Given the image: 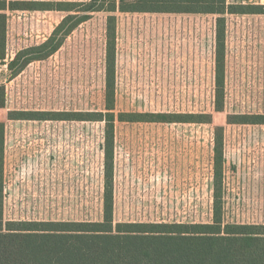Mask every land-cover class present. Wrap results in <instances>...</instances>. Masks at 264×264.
Listing matches in <instances>:
<instances>
[{
    "label": "rangeland",
    "instance_id": "374dc122",
    "mask_svg": "<svg viewBox=\"0 0 264 264\" xmlns=\"http://www.w3.org/2000/svg\"><path fill=\"white\" fill-rule=\"evenodd\" d=\"M4 12L5 57L0 60L5 93V107L0 108L4 222L102 220L105 118L9 119L8 113L106 112V19L112 14L114 223H208L214 196L220 195L225 222L264 224V123L227 121L228 115H264L263 13L225 14L224 104L223 111H216L217 15L91 12L56 52L13 76L7 62L19 50L46 40L69 13ZM128 112L141 113L144 120L118 119ZM152 113L170 115L166 120L175 113H208L211 122L150 121ZM217 126L223 129L219 178Z\"/></svg>",
    "mask_w": 264,
    "mask_h": 264
},
{
    "label": "trees",
    "instance_id": "16d2710c",
    "mask_svg": "<svg viewBox=\"0 0 264 264\" xmlns=\"http://www.w3.org/2000/svg\"><path fill=\"white\" fill-rule=\"evenodd\" d=\"M26 5V6H24ZM34 5V6H29ZM74 6L80 7L75 9ZM6 9L60 10L69 14L55 26L43 42L19 50L7 62L11 75L21 72L30 62L43 60L56 52L65 38L91 12H186L217 15L215 21L216 111L224 104L225 14L263 13L262 3H228L227 0H84L27 3L0 0V60L4 59ZM115 15L106 19V112L10 111L9 119L106 120L105 184L103 217L97 221H3L0 200V264H264V224L227 223L223 219L221 196L216 195L211 222L154 223L113 221L112 147L116 115L115 73ZM5 107L4 86L0 85V108ZM34 114V115H33ZM141 113H120L119 120L140 121ZM150 121L211 122V115L155 114ZM202 117L204 119H202ZM228 123H264V115H228ZM222 127H215L216 170L221 169ZM4 122H0V198L2 181V145ZM216 171L219 178L220 172ZM219 180V179H218ZM220 180L219 183L220 184Z\"/></svg>",
    "mask_w": 264,
    "mask_h": 264
}]
</instances>
